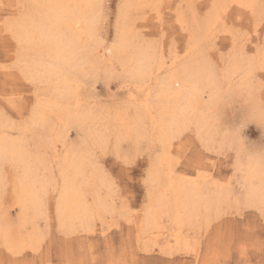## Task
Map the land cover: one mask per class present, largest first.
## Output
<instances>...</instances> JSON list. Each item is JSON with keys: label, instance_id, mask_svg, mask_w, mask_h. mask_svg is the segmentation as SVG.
I'll list each match as a JSON object with an SVG mask.
<instances>
[{"label": "snow or ice", "instance_id": "6c2138e0", "mask_svg": "<svg viewBox=\"0 0 264 264\" xmlns=\"http://www.w3.org/2000/svg\"><path fill=\"white\" fill-rule=\"evenodd\" d=\"M10 7L12 6H0V57L7 55L10 60V63L0 64V80L6 84L9 78H15L18 74L35 88L33 94L36 103L25 114L15 104V97L4 98L5 106L20 112L21 119L18 122L12 121L6 112L0 111V116L7 121L0 130V204L9 194L19 195L21 187L26 185L24 197L30 198L38 215L45 218L46 223L35 240L20 239L11 232L0 237V264H52L43 251L49 223L53 231L66 235L77 228L91 230L95 226L99 230L102 225H114L118 217L109 203L102 204L86 192L79 177H73L64 171L57 176L54 168L51 172L45 169L41 174L32 167L33 153L29 148L31 144H36L37 152H46L63 141L67 149L65 137L71 130L76 133V140L72 142V149H76L83 139L82 133L87 128L90 113L87 110H78L69 127L56 136L49 135V130L55 129L54 116L49 112L40 114L39 109L45 98L42 95L45 93L44 84L51 83V76L46 66L42 69L38 61L30 60L27 55L40 43L39 26L49 20L44 15L30 16L25 10H71L57 18L60 37L69 40L74 52H86L93 66L105 68L103 74L98 72L88 84L94 94L96 84L101 82L109 91L112 86H117L119 91L127 84V73L117 72V68L122 64L119 54L124 48V34L131 26L130 9L151 8L158 15L164 5H132L125 0H111L110 5L109 0H89L84 4L18 3L14 6L16 11L13 12L8 11ZM78 10H84L85 15H78ZM194 16L203 23L211 19L208 30L196 41L203 64L215 71L216 54L220 53L221 58L224 55L215 46V40L220 35L231 37L232 48L229 49V54L239 52L245 62L244 76L236 84L228 82L226 90L219 76L212 77L210 81L193 89L191 107L184 106L175 110L170 108L159 115L156 114V108L152 107L151 96L154 94H150L148 98L142 93L138 94L131 105L124 106L129 109L136 108L135 114L130 112L135 125L132 132L135 145L133 139H129L128 147H125L120 142L119 133L115 136L114 144L112 134L98 132L90 147L91 164L95 170L109 178L113 187L115 180L111 177L117 178L121 188L128 193H132L140 183L136 168L142 158L151 163L147 174L143 176L146 187L155 184V169L159 167L161 158L166 162L168 172L190 171L191 177L195 178L194 181L189 180L190 183L204 181L206 184H214L227 195L213 202L214 215L211 210L208 211L207 223L204 220L205 208L201 206L199 214L194 215L192 223L188 224L192 227L199 222L200 235L203 236L204 229L207 228L210 237L207 252L196 264H264V0H214L207 13H194ZM174 31L173 24L148 34L136 33V37L155 53L160 63L167 64L171 60L175 64L181 57L176 52ZM192 47L193 38L189 34L185 56ZM175 88L179 89L180 85L176 84ZM236 94L249 98L241 108L235 109L243 113L241 118L227 125L226 131L217 126L215 121V130H206L199 119V112L208 107L214 108L220 95L230 98L234 106ZM59 104L58 97L57 105ZM253 128L255 132L252 131ZM222 131L223 137L220 134ZM29 132L33 133L31 140L28 139ZM257 134L258 140L251 138ZM13 147H19V151H13ZM153 153L157 154L155 159ZM225 157L231 164L233 175L217 180L210 173L223 164ZM109 164L111 177L108 176ZM160 184L162 187L167 184L164 173H161ZM50 189L54 194L45 205L44 196ZM152 197L153 192L150 189L146 201H151ZM130 200L129 197L119 204V218L132 215L135 205H129ZM166 203L171 208L174 204L173 198L168 196ZM21 208L23 209V205ZM146 211L147 209H138L137 218ZM199 242V238L195 241L189 238L186 244L192 249ZM4 250L8 252L7 257L3 256ZM29 251L37 255H26ZM256 251L261 254V259L254 262L250 255ZM233 253L238 259H232ZM61 264L157 262L129 259L127 254H122L119 259L88 260L81 257Z\"/></svg>", "mask_w": 264, "mask_h": 264}, {"label": "rangeland", "instance_id": "374dc122", "mask_svg": "<svg viewBox=\"0 0 264 264\" xmlns=\"http://www.w3.org/2000/svg\"><path fill=\"white\" fill-rule=\"evenodd\" d=\"M138 1L139 0H128V2H127V0H126L125 2L129 3V4H132V5H135V4L136 5H145V4L162 3L164 5V8L162 10H159V14L158 15L156 14L157 12L154 11L153 9H151V8L146 9L144 7H139V8L133 7V9H130L131 22L132 23H131V26L129 27V31L130 32L128 31V38L129 39H128V43H127L128 45L126 47V55H128V56L133 55L137 51L138 48H142V47L143 48H147L146 46H144L142 44V42L139 39H137L136 33L148 34V33H152V32L158 31L160 28H165L166 29L168 25H173L174 24L175 31L173 32V36L176 39V44H177L176 52L181 57L180 61H188V60L190 61V60H192V61H194L196 63H199V65L205 66V65L202 64L203 62L201 61V58H200V54H199V50H198L199 48L196 45L197 39H196V41L193 40V42H195V43H193V47H192L190 53L187 56H185L184 53H185V51H188V49H187L188 35L191 34L192 38L194 37L195 33H197V35L199 37H200V35H202L201 34V29H202L204 23L203 22H202L203 24L201 22L199 23V21L194 16V13H199L201 15H203L204 13H207L208 10H209L210 5L214 2V0H147L148 2L146 0H140L139 2ZM109 2H110V5H111V0H109ZM18 3H20V4H30L27 0H18V1L17 0H0V6H3V5H11L12 6V7H10L8 9L9 12L16 11L14 6L16 4H18ZM189 5H191V7H189ZM28 10H31V9H26L25 10L26 13L28 12ZM185 19L187 20V22H186ZM176 21H180V23H175ZM185 29H187L188 31L186 32ZM215 46L217 48H219L220 52H222L224 55H223V58H221L220 57V53L216 54L215 59L217 60V63H218L217 67H219V68L216 67V70H218V71H216V70L212 71L211 70V72L212 73L215 72L216 74L218 73V76L221 77V81H223L224 86H225V90H226L227 89V85H225V84H227L228 81L230 80V79L228 80L229 77H228V73H227L229 67H231V65H232V63H234V61H237V60H240V61L242 60L243 61V59H242L241 56H239V52L238 51L232 52L231 55L229 54V49L232 48L231 37H224L223 35L218 36L216 38V40H215ZM151 53L153 55L155 54L152 51H151ZM188 56L191 59H189ZM227 58H229V59H227ZM239 58H241V59H239ZM183 59H185V60H183ZM171 62L172 61L169 60L167 64H171ZM3 63H10V60L8 59L7 55H5L3 57H0V64H3ZM121 65L122 66L117 68V72H125L126 73V66H124L123 64H121ZM99 67L100 66H98V69L94 71V74H97L98 72L101 73L100 70L101 71L103 69L105 70V68H103V67L99 68ZM105 67H107V66H105ZM225 68L227 70H225ZM85 70H87V71H85ZM85 70H84L85 71L84 73L78 74V76L76 78V81L73 83V86L75 88L74 89V92H75L74 97L71 98L72 100L71 99L70 100L66 99L68 101L65 100L63 104H64L65 108L69 107L68 108L69 112H73L74 114H76L78 110L79 111L81 110V112H83L84 110H87L90 113L91 117L87 121V123H88L87 128H89V129H86L84 131V133H82L83 138L84 139L88 138V139L81 140L79 145L74 150L72 149V142L76 140L75 131H71V130L68 131L67 134H66L65 139L67 140V144H69L68 148L71 147L69 149H71L73 152H75V154L78 157L82 158V161H84L85 165H87L86 166V171L87 172L85 171L86 174H85V178H84V183H85V187L88 186L86 190H89L88 191V193L90 192L89 195H92V196L94 195V197H95V195H97L98 198L102 201V203H109L112 206V211H114L116 213V215L118 217V220L116 222L117 224L116 223L114 225L108 224L107 225L108 228H107V226H103L102 225L101 228L99 230H97V228H95V226H93L94 229L92 227V231L91 232L90 231H85L83 228H77L75 230H72V232L70 231L66 235L65 234H61L59 231H53L52 228H51V224L49 223L48 232H47V236H46V241H45V243L43 245V251H44L45 256L47 257L48 260H50L52 262V264H61V262H65V261H68V260H78L81 257H83L85 259H88V260H93V259H113V258L119 259L122 254H127V257L129 259H132V258L148 259V260L157 262V264H162V262H168V261L174 262V264H196V261L198 259H202L203 258V254L206 253L207 249H208V242H209L210 237L208 235V229L207 228L204 229V235L201 236L200 235V231L201 230L198 229V225L200 227L199 222H196L194 224V226L191 227L192 229L188 225H185V227L183 226V229H182V234L184 233L182 235L183 239H187L188 240L189 238H191L192 240H197V238H199V241H200L199 243H197L198 246L196 245L195 248L189 249L188 247L185 248L183 245H180V244L176 245L174 239L173 238L170 239V235L172 234V231H174L175 228L173 227V225H171L172 223L170 222V219L167 216H166V219H165V216H163L162 219H161V226L163 227V232H164L163 235L162 234L161 235H154V234L151 235V234L146 233L144 231V228H143L144 226L142 227V225H143L144 216L146 215L147 211L144 212L145 214L142 213L139 216L138 219H137V216H136V212H137L138 209H144V208L147 209L148 206L150 205L151 201H146V195L148 194L150 189L152 190V192L154 194L153 195L154 198H156L160 194H161L160 197L162 196L164 199L165 198L167 199L168 196L172 197V192H171V190L169 189V186H168L169 183L173 182L174 184H177V183H180L182 181L183 182L185 181L184 183L187 184V183H189V180H193L194 181L195 178L191 177L190 171L168 172L167 171V167L168 166H167L166 162H164V164H162V165L160 164L159 167L155 169V171H157L159 180L157 182H155L154 185H157L159 187H157V186L155 187L152 184H150L148 187H146L144 185V183H143V176L147 174V170L151 166V163L146 158H142L138 162L137 168H136L137 174H138V176L140 178V183H138L136 185V187H135V189L133 190L132 193H128L123 188H121L120 181L117 178L111 177V165L110 164L107 165V167L109 168L108 176L111 177L113 180H115L114 189H113V186H112V184H111V182H110L108 177H106L103 173L91 168L93 166L91 164L90 147H91L92 142L94 141V139H93V141H92V138L90 139L91 135L92 136L97 135V131L98 132L99 131L100 132H106V133H108L110 131L109 132L110 134L113 133L112 135L116 136L115 134L120 132L119 134L121 136H123V137L119 136V139L121 138L120 142L122 144H124L125 147H128V140H129V138L130 139L133 138L132 137V132L134 131L133 128H135V125L130 124V123H134L131 120V118L128 119V117H131L129 111L132 114H135L136 113V111H135L136 108L133 109V107H131L129 109V108H125L124 106L126 104L131 105L133 103V101L135 100V98L138 96L137 93H139V94L142 93L147 98L148 90L145 91V89H149V96H150V94H153L154 90L153 91L150 90L151 87H150L149 83L144 85L143 87L139 88L138 85H136V83L133 82L134 80H131L127 76V82L128 83L126 84L125 87L120 88L119 91L117 90V86H112L111 90L109 91V89L105 87L104 83L101 82V83L96 84L95 92L93 94V89L91 87H89L88 84L92 80L91 77H94L95 75L92 74V72H93L92 70H91V72L89 71L90 69H88V68H86ZM95 72H97V73H95ZM86 73L90 77H88ZM215 73H213V74H215ZM91 74L94 75V76H92ZM101 74H103V71H102ZM216 74H215V76H217ZM240 77L242 78V74L235 73V75H233V77L231 78V80L229 82L233 83L234 79L236 78L235 82L233 83V84H236V82L240 81V79H241ZM129 83H131V84H129ZM44 89H45V94L42 93V95L44 94L45 98H44V100L41 101L42 103H44L45 100L48 101L47 99H50V97H51V95H50L51 88L47 84H44ZM136 90H137V92H136ZM34 92H35V88H33L32 85L28 84L26 81L21 79L18 74L16 75L15 78H9L7 80L6 84L2 80H0V111L6 112L7 116L10 117L12 121L18 122L21 119V114L16 109H14V108H12L10 106H5V104L3 102L5 96L15 97V101L14 102L17 105V107L21 108L22 110H24L25 114H27L28 112H30L32 105L36 103V97L33 94ZM46 94L50 95V97H48ZM235 96L236 97H235L234 106H233V102L230 100V98L228 99L224 95H220V96L217 97V100L215 102V106L216 107H214L216 111L212 107L213 110L211 109L210 112H209V113H212V111H213V113L211 114V119H210L211 120L210 124H211V127H212L211 131L215 130L214 121H215V124L217 126L224 128V130L226 131L227 130L226 129L227 125L232 124V123H234L235 121H237L238 119L241 118L243 113L241 111H236L235 109L241 108L242 105H244V104H246L248 102L249 98H246L245 96H241L242 98H240L239 94H236ZM237 96H238V98H237ZM151 97L153 98L154 95H152ZM243 98H244V100H243ZM227 99H228V101H227ZM241 99L243 101H245V102H243ZM217 101H219L218 104H216ZM236 101H238V102H236ZM90 103H92V104H90ZM124 103H126V104H124ZM236 103H239V104H236ZM122 105H124L123 108H122ZM73 106H74V108H73ZM90 106L93 107V108H91ZM115 106L116 107L118 106L119 108L118 107L116 108ZM70 107H72V109H74V110H72ZM152 107L156 108L155 104H153ZM106 108L109 111L106 110ZM98 109H100V110H98ZM111 109L113 111H111ZM126 109H128L127 112L124 111ZM110 111H111V116L116 113V116L115 115L112 116V118L114 117L113 119H111V116L109 115ZM63 112H65V113H63ZM63 112H62L63 114L61 115L62 118L60 117L61 112L60 113L59 112H55V114L52 115V116H54V118L56 117L54 119L55 129L54 130L53 129L49 130L50 131L49 132L50 136L51 135L55 136V134H58V133L62 132V128L63 129L67 128V126L69 127V125L72 123L71 121L69 122V121H67V119H65L67 117V113L68 112L67 111H63ZM94 112H96V113H94ZM124 112H126V113H124ZM157 112L158 111L156 109V114H157ZM128 113H129V115H127ZM64 114H66V115H64ZM119 114H120V116H119L120 118L118 117ZM123 114H124V116H123ZM212 115H214V116H212ZM96 117L99 118V119H97ZM104 117L105 118L107 117L110 120L107 119V118L105 120ZM92 118L94 119V121H93ZM209 118H210V114H209ZM3 120H4V123L7 122V121H5V119L2 116H0V122L1 123H3ZM62 120H63V122H61ZM98 120H100V121H98ZM102 120H103V122H101ZM118 120H120V121L118 122ZM122 121H125V123L122 122ZM68 122H69V124H68ZM98 122H100V123H98ZM104 122H106V123H104ZM108 122H109V125H108ZM112 122H114V123H112ZM127 122H129V123H127ZM4 123L0 127V130L3 129V126L5 125ZM126 123L128 124L127 127L123 126V124L126 125ZM94 125H96L95 128H93ZM102 125H104V126H102ZM105 125H107V126H105ZM110 125L112 127H110ZM97 126L102 127V129L100 127H99L100 129L97 128ZM121 126H123V127H121ZM103 127H104V129L105 128L106 129L104 130ZM114 128H116V129H114ZM117 128H119L120 130L117 129ZM109 129H111V130H109ZM113 129H114V132H113ZM121 129H123V131ZM93 130L95 131V133L93 132ZM115 130L118 131V132H116ZM86 131H89V132H86ZM127 131L131 132V134L128 133ZM252 131L255 132L256 130L253 128ZM122 132H124V133H122ZM125 133H128L129 135H126ZM220 134L223 137L224 132L222 131ZM125 136H128L129 138L125 137ZM124 137H125V140H124ZM32 138H33V133L29 132L28 133V139L31 140ZM251 138L258 140L259 137H258V134H257L256 136H253ZM126 141H127V144H126ZM114 144H115V140H114ZM134 144H135V140L133 139V145ZM64 145H65V143L63 141H61L57 146L52 147L50 149H47L46 152L43 151V150L40 151V152L35 151V149H36V147H35L36 144L35 143H33V144H31L29 146V148H31L30 151H32V153H34V157L38 158V159L35 160V158L32 155V160L34 162H36L35 164L38 167V170L40 171V173L43 174L45 169L50 170L49 172H51L53 170V168H54L55 172H56V175L59 176V165H58V163L60 162L61 157L64 155V153L68 149V148L65 149ZM86 150L89 151V152H87ZM82 151L84 153H82ZM41 153H42V155L40 157ZM51 154H53V155H51ZM84 154L86 156L89 154L90 157L88 156V158H87L86 156H84ZM156 155H157L156 153H153V159L156 158ZM45 158L47 160H44ZM54 158H55V160L56 159L57 160L55 161ZM98 159H102V157H98ZM53 160H54V162H53ZM223 160H224L223 164L220 165L219 167H216L214 169V171L212 173H210V175L214 176L215 179H217V180H220L221 178L231 177L233 175V169L231 167L230 162L228 161V159L226 157L223 158ZM50 162H52V163L50 164ZM89 164H90V166H89ZM40 165H42V166H40ZM51 167H53V168H51ZM161 173H164V175L166 177V180H167V184L164 187H162L161 184H160ZM170 173H173V174H170ZM101 177L104 180H102ZM105 179H107V180H105ZM100 180L103 181L104 183L101 184ZM105 181H107V182H105ZM89 183H90L91 186L87 185ZM100 184L104 185V186L102 187ZM197 184L200 185L201 187H203L202 188L203 192L204 191L206 192V190H209V192H206V193L204 192L205 195L207 194L206 196H209V197H212V198L218 196V199H221L222 197L227 195L226 192H223L221 189L216 187L214 184L213 185L212 184H206L204 181H200ZM110 186H112L111 189H110ZM98 187H100L101 189L99 190ZM104 187L105 188L109 187V188L105 190ZM205 188H208V189H205ZM165 189H167V190H165ZM107 191H109V193ZM219 191H221L222 195H220V194L218 195ZM53 194L54 193H53V191L51 189L46 194V196H45L46 205H47L48 201L51 200ZM129 197L131 198V200L128 201L129 205H135V207L132 208V215L127 216L125 219L119 218L121 216V212H120V209H119V204L121 202H123L124 200L128 199ZM153 197H152V200H153ZM1 205H2V207L0 209V215H2V214L4 215L3 210L4 211L7 210L9 212V215L12 216V218H11V216H9L10 220H12L13 222L16 221L17 217H18V214L20 212L18 210L19 207H17V205H16V196H13L12 194H9L7 199ZM213 212H214V210L212 211V214L214 215ZM37 219H38V221H37ZM43 219H45V218H42V217L40 218V216H39V218H36V220L34 221V223H36V224H34V223L33 224H28L26 230H24V231L27 232V233L29 232L30 234L34 233L36 238H37L38 236L36 234L39 233V230H41L44 227L45 223H46V220H43ZM109 219H111V215H109ZM204 220H205V223H207V217L204 218ZM135 222H137V223H135ZM170 225H171V227H170ZM109 226H111V228H109ZM136 226H138V227L136 228ZM166 226H168V228ZM140 227H142V228H140ZM193 228H196V229H193ZM183 231H185V232H183ZM212 231L215 232V229H213ZM257 235H259V233H257ZM154 237H155V239H154ZM145 238H147V240ZM164 238H165V240H164ZM156 240H157V242H156ZM168 240H170L169 241L170 243L166 244V241H168ZM138 241H139L140 244L138 243ZM157 243L159 244V246H158ZM152 246H153V248H152ZM179 247L182 248L183 250L180 249ZM169 248H170V251H169ZM133 252L135 253L134 257H133ZM172 252H174V253H172ZM25 254L28 255V256L37 255V253H33V252H30V251L25 253ZM3 256L4 257L8 256L7 250H4ZM250 258L254 262H257V261H259L261 259V254L258 251L252 252L251 255H250ZM232 259L233 260L238 259V256L235 253H233Z\"/></svg>", "mask_w": 264, "mask_h": 264}, {"label": "bare ground", "instance_id": "6f19581e", "mask_svg": "<svg viewBox=\"0 0 264 264\" xmlns=\"http://www.w3.org/2000/svg\"><path fill=\"white\" fill-rule=\"evenodd\" d=\"M18 1V0H17ZM30 4L31 3H60V4H84V3H88L89 0H27ZM126 1V0H125ZM140 1V0H139ZM138 1V2H139ZM147 1V0H146ZM128 2V0H127ZM145 2V1H144ZM148 2V1H147ZM146 2V3H147ZM190 3V2H189ZM136 5V4H135ZM133 9V8H132ZM136 9V8H135ZM140 10V9H139ZM71 10H58V9H42L39 12H34L32 9L28 10L27 14L28 15H44L45 17L48 18L49 22L45 23L43 25L39 26V39H40V43L38 44V46L29 51V53L27 54L29 59H35L36 61H38L41 66L42 69L46 66L47 71L50 73L51 76V83L49 84L48 82H45V84H47L50 88V95H47L48 97H50V99H47L48 101L45 100L44 103L41 102V106L39 109L40 114H43L44 112H49L50 115L55 114V112H61L60 117L63 113V111H67V117L65 119H67V121H71L73 123L74 117L76 114H74L73 112H69L68 108L64 107V101L66 99H71L74 97V86L73 83L76 81V78L78 76V74H82L84 73L86 68L90 69L89 71L91 72V70L93 71L92 74H94V71L98 69V66H93V63L89 60L88 58V54L86 52H82V51H75L73 50V48L70 46L69 40L67 38L62 39L60 37V30L59 27L57 26V18L61 17L64 12H70ZM78 15L83 16L85 15V11L84 10H78L77 12ZM157 14V13H156ZM180 15V14H179ZM184 15V14H183ZM182 16V15H181ZM187 16V15H186ZM158 17V16H157ZM194 17V16H193ZM182 18V17H181ZM188 19V18H187ZM186 20V19H185ZM190 21V20H189ZM187 22V20H186ZM132 23V22H131ZM200 23V21H199ZM202 23V22H201ZM211 23V19H209V21L207 23H202L203 27L201 29V34H203L204 32H206L208 30V26ZM201 24V25H202ZM67 27V26H65ZM134 27V26H133ZM199 27V26H198ZM190 30V29H189ZM192 30V29H191ZM128 31H129V27L126 30L125 34H124V48L121 51L120 55V60L122 61V64L124 66H126V73L127 76L131 79L134 80L133 82L136 83V85H138L139 88L143 87L144 85L148 84L150 85L151 89L150 90H154L153 94L154 97L152 98L153 104H155V107L157 109V115L162 114L163 112H166L167 110H169L170 108L172 110H175L176 108L179 107H191L192 103H193V89L203 85L205 82L210 81V79L212 77H215V74H213L211 72V70L206 67V66H202L199 65V63H196L192 60H188V61H177L175 64H173V62H171V64H162L159 62V60L156 59V57L151 53V51L148 48H138L137 51L133 54V55H126V47H127V43H128ZM196 31V30H195ZM130 32V31H129ZM130 36V35H129ZM199 36L197 35V33L194 34L193 40L196 41V39H198ZM139 43V42H138ZM195 43V42H193ZM199 50V49H198ZM153 52V51H152ZM154 53V52H153ZM237 53V52H236ZM240 56V54H239ZM189 58V56H188ZM191 59V58H189ZM229 59V58H227ZM241 59V58H239ZM243 59V58H242ZM185 60V59H183ZM196 60V59H195ZM227 63V62H226ZM203 64V63H202ZM218 64V63H217ZM229 64V63H228ZM204 65V64H203ZM226 65V64H225ZM231 65V64H230ZM229 65V66H230ZM122 66V65H121ZM100 68V67H99ZM219 68V67H217ZM228 68V67H227ZM224 69V68H223ZM85 70V71H84ZM125 70V69H124ZM225 70H227L225 68ZM104 72V69L102 70ZM102 71L100 70V72L102 73ZM218 71V70H216ZM88 73V72H87ZM86 73V74H87ZM97 73V72H95ZM220 73V72H219ZM228 80L233 77V75H235V73H240L242 74V77L245 74V62L244 60L240 61H234V63H232L231 67H229L228 71ZM91 74V75H92ZM96 75V74H94ZM92 75V76H94ZM218 76V73L216 74ZM222 75V74H221ZM220 75V76H221ZM86 76V75H85ZM88 77H90L87 74ZM241 76V75H240ZM235 77V76H234ZM239 77V76H238ZM237 77V78H238ZM93 78V77H91ZM241 78V77H240ZM84 79V78H83ZM90 79V78H89ZM129 79V80H130ZM221 79V77H220ZM234 79V78H233ZM130 80V81H131ZM226 80V79H225ZM227 80V81H228ZM229 80V81H230ZM236 78L234 79L235 82ZM228 81V82H229ZM233 81V80H232ZM78 82V81H77ZM223 82V81H222ZM233 82V83H234ZM239 82V81H238ZM128 83V82H127ZM133 83V84H134ZM227 83V82H226ZM237 83V82H236ZM131 84V83H129ZM179 84L180 88L176 89L175 85ZM228 84V83H227ZM225 84V85H227ZM46 87V86H45ZM135 89V88H134ZM148 90V94H147V98L149 97V89ZM49 92V91H48ZM137 92V90H136ZM45 94V93H44ZM43 94V95H44ZM139 94V93H137ZM146 95V94H145ZM132 96V95H131ZM58 97L60 98V104L57 105V99ZM93 97V96H92ZM236 97V96H235ZM135 98V97H134ZM223 98V97H222ZM227 98V97H226ZM238 98V96H237ZM240 98L241 95H240ZM239 98V99H240ZM245 98V97H244ZM243 98V100H244ZM93 99V98H92ZM229 99V98H228ZM227 99V101H228ZM44 100V99H43ZM72 100V99H71ZM95 100V99H94ZM222 100V99H221ZM231 100V99H230ZM242 100V99H241ZM242 100V101H243ZM68 101V100H66ZM132 101V100H131ZM220 101V100H219ZM216 104H218V102ZM225 101V100H224ZM232 101V100H231ZM230 101V102H231ZM240 101V100H239ZM79 102V101H78ZM93 102V101H92ZM129 102V101H128ZM238 102V101H236ZM245 102V101H243ZM67 103V102H66ZM74 104V103H73ZM92 104V103H90ZM112 104V103H111ZM126 104V103H124ZM131 104V103H130ZM152 104V105H153ZM235 104V103H234ZM239 104V103H236ZM71 106V105H70ZM89 106V105H88ZM109 106V105H108ZM107 106V107H108ZM114 106V105H113ZM112 106V107H113ZM124 105H122L123 108ZM243 106V105H242ZM91 107V106H90ZM95 107V106H94ZM98 107V106H97ZM116 107V106H115ZM118 107V106H117ZM116 107V108H117ZM216 107V106H215ZM72 109V107H70ZM74 108V106H73ZM93 108V107H91ZM96 108V107H95ZM94 108V109H95ZM119 108V107H118ZM135 107H133L134 109ZM78 109V108H77ZM132 109V110H133ZM212 109V107H208L207 109H203L199 112V119L202 121L204 127L206 130L211 131L212 127L210 124V119H211V114L213 113H209L210 110ZM217 109V108H216ZM74 110V109H72ZM100 110V109H98ZM103 110V109H102ZM101 110V111H102ZM105 110V109H104ZM106 110H108L106 108ZM105 110V111H106ZM116 110V109H115ZM119 110V109H118ZM128 109L124 110L127 112ZM213 110V109H212ZM215 110V108H214ZM71 111V110H70ZM81 111V110H80ZM109 111V110H108ZM111 111H113L111 109ZM111 111H110V116H111ZM122 111V110H121ZM136 111V110H135ZM216 111V110H215ZM214 111V112H215ZM63 112V113H62ZM103 112V111H102ZM118 112V111H117ZM120 112V111H119ZM124 112V113H126ZM96 113V112H94ZM101 113V112H100ZM130 113V111H129ZM129 113L127 115H129ZM216 113V112H215ZM98 114V113H97ZM209 114H210V118H209ZM66 115V114H64ZM92 115V114H91ZM96 115V114H95ZM106 115V114H105ZM104 115V116H105ZM116 116V113L113 114ZM112 115V116H113ZM215 115V114H214ZM212 115V116H214ZM93 116V115H92ZM100 116V115H99ZM102 116V115H101ZM111 116V119H113ZM120 116V114L118 115V117ZM124 116V114H123ZM91 117V116H90ZM98 117V116H97ZM96 117V118H97ZM56 118V117H55ZM54 118V119H55ZM62 118V117H61ZM94 118V117H93ZM92 118V119H93ZM107 118V117H106ZM106 118L104 117V119L106 120ZM117 118V117H116ZM115 118V119H116ZM120 118V117H119ZM124 118V117H123ZM122 118V119H123ZM131 117H128V119ZM99 119V118H97ZM103 119V120H104ZM109 119V118H107ZM118 119V118H117ZM101 120V119H100ZM98 120V121H100ZM103 120L101 122H103ZM110 120V119H109ZM124 120V119H123ZM127 120V119H126ZM2 121V120H1ZM6 121V120H5ZM59 121V120H58ZM92 121V120H91ZM94 121V119H93ZM116 121V120H115ZM120 120H118L119 122ZM60 122V121H59ZM63 122V120L61 121ZM68 122V124H69ZM125 123V121H122ZM4 123V120H3ZM3 123L0 122V127L3 125ZM7 122H5L4 124H6ZM100 123V122H98ZM106 123V122H104ZM114 123V122H112ZM129 123V122H127ZM123 126L127 127V124ZM60 124V123H59ZM90 124V123H89ZM93 124V123H92ZM111 124V123H110ZM133 124L134 123H130ZM65 125V124H64ZM67 125V124H66ZM88 125V123H87ZM109 125V122H108ZM114 125V124H113ZM96 125L93 126V128H95ZM104 126V125H102ZM107 126V125H105ZM117 126V125H116ZM121 126V127H123ZM65 127V126H64ZM68 127V126H67ZM91 127V126H90ZM100 126H97V128H99ZM110 127H112L110 125ZM120 127V128H121ZM130 127V126H129ZM128 127V128H129ZM60 128V127H59ZM102 129V127H100ZM99 128V129H100ZM108 128V127H107ZM58 129V128H57ZM89 129V128H86ZM91 129V128H90ZM98 129V130H99ZM104 129V127H103ZM106 129V128H105ZM104 129V130H105ZM116 129V128H114ZM113 129V132H114ZM119 129V128H117ZM127 129V128H126ZM134 129V128H133ZM63 130V128H62ZM111 130V129H109ZM108 130V131H109ZM120 130V129H119ZM123 131V129H121ZM128 130V129H127ZM58 131V130H57ZM107 131V130H106ZM116 131V130H115ZM129 131V130H128ZM127 131V132H128ZM50 132V131H49ZM89 132V131H86ZM93 132L95 133V131L93 130ZM100 132V131H99ZM110 132V131H109ZM108 132V133H109ZM112 132V131H111ZM118 132V131H116ZM126 132V131H125ZM84 133V132H83ZM98 133V131H97ZM120 133V132H119ZM124 133V132H122ZM131 134V132H128ZM128 133H125L126 135H129ZM51 134V133H50ZM89 134V133H88ZM91 134V133H90ZM93 134V133H92ZM113 134V133H112ZM115 134V133H114ZM57 134H55L56 136ZM116 135V134H115ZM124 135V134H123ZM54 136V135H51ZM87 137V136H86ZM115 137V136H114ZM120 137H123L120 135ZM128 137V136H125ZM124 137V140H125ZM92 138L95 140L96 139V135L90 137V139ZM129 138V137H128ZM132 138V137H131ZM159 138V137H158ZM157 138V139H158ZM88 139V138H85ZM84 138L82 140H85ZM89 139V140H90ZM121 139V138H120ZM130 139V138H129ZM133 139V138H132ZM115 140V138H114ZM127 140V139H126ZM135 140V139H134ZM91 141V142H92ZM123 141V140H122ZM90 142V141H89ZM94 142V141H93ZM82 143V142H81ZM124 143V142H123ZM83 144V143H82ZM91 144V143H90ZM127 144V141H126ZM69 145V144H68ZM124 145V144H123ZM135 145V144H134ZM57 146V145H56ZM65 146V145H64ZM36 147V146H35ZM71 148V147H69ZM67 149L66 152L64 153V155L61 157L60 162L58 163L59 165V175L61 173V171L70 173L73 177H79L80 182L84 185L85 187V183H84V178H85V174H86V166L84 161H82V158L78 157L75 152H73L71 149ZM35 149V148H34ZM33 149V150H34ZM56 149V148H55ZM31 150V148H30ZM79 150V149H78ZM13 151H19V147H13ZM35 151H37L35 149ZM87 151V150H86ZM32 152V151H31ZM55 152V151H54ZM60 152V151H59ZM77 152V151H76ZM89 152V151H87ZM49 153V152H48ZM81 153V152H80ZM82 153H84L82 151ZM55 154V153H54ZM38 155V154H37ZM42 153L40 154L41 157ZM53 155V154H51ZM57 155V154H56ZM60 156V155H59ZM84 156H86L84 154ZM89 154L86 156L88 158ZM33 157H34V153H33ZM56 157V156H55ZM90 157V156H89ZM35 160L38 159L37 157H34ZM44 160H47L46 158ZM55 160V158H54ZM53 160V162H54ZM57 160V159H56ZM55 160V161H56ZM85 160V159H84ZM50 161V160H49ZM88 161V160H87ZM32 162V167L35 169H38V167L36 166V162H34L33 160H31ZM164 160L163 158L160 159V164H164ZM49 163V162H48ZM52 162H50L51 164ZM88 163V162H87ZM46 165V164H45ZM39 166V165H38ZM42 166V165H40ZM90 166V164H89ZM45 167V166H44ZM48 167V166H47ZM161 167V166H160ZM49 168V167H48ZM53 168V167H51ZM56 168V167H55ZM93 168V167H91ZM162 168V167H161ZM40 169V168H39ZM42 169V168H41ZM90 169V168H89ZM94 169V168H93ZM52 170V169H51ZM50 171V170H48ZM86 171V172H85ZM95 171V170H94ZM92 172V171H91ZM97 172V171H96ZM159 173V172H158ZM42 174V173H41ZM173 174V173H170ZM58 176V175H57ZM167 176V175H166ZM173 176V175H172ZM91 177V176H90ZM174 177V176H173ZM177 177V176H176ZM94 178V177H93ZM92 178V179H93ZM100 178V177H99ZM185 178V177H184ZM91 179V180H92ZM102 179V177H101ZM188 179V178H187ZM186 179V180H187ZM99 180V179H98ZM104 180V179H102ZM107 180V179H105ZM158 179V174L157 171H155V182H157ZM189 180V179H188ZM187 180V181H188ZM101 184L104 183L103 181H101ZM99 182V183H100ZM107 182V181H105ZM185 182V181H184ZM183 181L177 184H174L173 182L169 183V189L172 192V198L174 200V204L171 208L167 207V199L163 198L162 196L160 197L157 196L156 198L153 197V200H151L150 205L147 208V212L146 215L144 216V220H143V225L142 227L144 228V231L146 233H149L151 235H163V227L161 226V219L163 216H166L170 219V222L172 223L171 225H173V227L175 228L174 231H172V234L170 235V239L173 238L176 245H183L185 248L187 247L186 241L187 239H183L182 238V229L183 226L185 227V225H188L189 223H192L193 220V216L194 215H198L199 214V209L201 208V206H203L205 208V215L204 218L207 217L208 215V211L212 210V205L214 200L218 201V196L216 197H209L206 196L204 194V192L202 191L203 187H201L200 185H198L197 183H184ZM98 183V184H99ZM100 184V185H101ZM108 184V183H107ZM87 185H90L87 184ZM99 185V186H100ZM110 185V184H109ZM153 185V184H152ZM151 185V186H152ZM213 185V184H212ZM91 186V185H90ZM95 186V185H94ZM102 187L104 185H101ZM100 186V187H101ZM155 187L157 185H154ZM88 187V186H87ZM87 187H85V189H87ZM97 187V186H96ZM95 187V188H96ZM99 188V190L102 188ZM112 186H110L111 189ZM159 187V186H157ZM205 187V186H204ZM207 187V186H206ZM105 188V187H104ZM109 188V187H108ZM108 188H105L108 189ZM152 188V187H151ZM154 188V187H153ZM210 188V187H209ZM89 189V188H88ZM91 189V188H90ZM94 189V188H93ZM114 189V187H113ZM112 189V190H113ZM208 189V188H205ZM104 190V191H105ZM111 190V191H112ZM167 190V189H165ZM26 191V185L21 187L20 190V194L16 195V205L17 207H19V214L17 217L16 221H12L10 220L9 216V212L7 210H3L4 215H0V237H2L6 232H11L15 237L20 238V239H30V240H35L37 239L35 234L32 233L30 234L29 232H25L24 230H26L28 224H33L34 221L36 220V218H39V215L34 207V205L32 204L30 198H26L24 197V193ZM89 190H86V192L88 193ZM110 191V190H109ZM109 191H107L109 193ZM92 192V191H91ZM106 192V191H105ZM206 192H209V190H206ZM205 192V193H206ZM212 192V191H211ZM96 193V192H95ZM103 193V192H102ZM90 194V192L88 193ZM209 194V193H208ZM213 194V193H212ZM211 194V195H212ZM222 195L221 191L218 192V195ZM154 195V194H153ZM46 196V194H45ZM44 196V203L46 205V198ZM94 196V195H93ZM166 196V195H165ZM164 196V197H165ZM168 196V195H167ZM222 197V196H221ZM95 199L98 202L102 201L98 198L97 195H95ZM218 199V200H217ZM110 200V199H109ZM176 201H178V203H175ZM145 202V201H144ZM103 204V203H102ZM21 205H23V209L21 208ZM2 205L0 204V209H1ZM3 209V208H2ZM120 209V208H119ZM145 209V208H144ZM162 209L164 211H162ZM116 210V209H115ZM213 211V210H212ZM114 212V211H113ZM214 213V212H213ZM145 214V213H144ZM143 216V215H142ZM135 217V216H134ZM12 218V216H11ZM41 218V217H40ZM14 219V218H13ZM16 219V218H15ZM125 219V218H122ZM138 219V218H137ZM164 219V218H163ZM45 220V219H43ZM38 221V219H37ZM137 223V222H135ZM163 223V222H162ZM36 224V223H34ZM39 224V223H38ZM117 224V223H116ZM170 224V223H169ZM170 225V227H171ZM112 226V225H111ZM111 226H109V228H111ZM194 226V225H193ZM37 227V226H36ZM138 226H136L137 228ZM140 227V228H142ZM168 228V226H166ZM172 227V228H173ZM31 228V227H30ZM96 228V227H95ZM108 228V226H107ZM191 228V227H190ZM85 231H92L88 230L87 228H83ZM94 229V227H93ZM105 229V228H104ZM192 229V228H191ZM196 229V228H193ZM198 229L200 230V227L198 225ZM32 230V229H31ZM75 230V229H74ZM107 230V229H106ZM143 230V229H142ZM140 231V230H139ZM170 231V230H169ZM191 231V230H190ZM72 232V230H71ZM79 232V231H78ZM174 232V233H173ZM185 232V231H183ZM188 232V231H187ZM198 232V231H197ZM40 233V230H39ZM38 233V234H39ZM74 233V232H73ZM143 233V232H142ZM38 234H36L38 236ZM75 234V233H74ZM89 234V233H88ZM91 234V233H90ZM168 234V233H167ZM166 234V235H167ZM145 235V234H144ZM143 235V236H144ZM137 236V235H136ZM141 236V235H140ZM139 236V237H140ZM145 237V236H144ZM153 238V237H152ZM163 238V237H162ZM147 240V238H145ZM155 239V237H154ZM168 239V238H167ZM144 240V239H143ZM150 240V239H149ZM161 240V239H160ZM165 240V238H164ZM142 241V240H141ZM170 240L166 241L167 243ZM195 241V240H194ZM148 242V241H147ZM146 242V243H147ZM155 242V241H154ZM157 242V240H156ZM163 242V241H162ZM139 243V241H138ZM145 243V242H144ZM140 244V243H139ZM148 244V243H147ZM158 244V243H157ZM156 244V245H157ZM149 245V244H148ZM151 245V244H150ZM165 245V244H164ZM197 245V244H196ZM154 246V245H153ZM152 246V248H153ZM159 246V244H158ZM162 246V245H161ZM198 246V245H197ZM147 247V246H146ZM149 247V246H148ZM156 247V246H155ZM154 247V248H155ZM165 247V246H164ZM169 247V246H168ZM167 247V248H168ZM182 247V246H181ZM180 248V247H179ZM174 249V248H173ZM182 249V248H180ZM167 250V249H166ZM172 250V249H171ZM183 250V249H182ZM181 250V251H182ZM168 251V250H167ZM166 251V252H167ZM170 251V248H169ZM175 251V250H174ZM186 251V250H185ZM184 252V251H183ZM174 253V252H172ZM182 253V252H181ZM191 253V252H190ZM189 253V254H190ZM166 254V253H165ZM184 254V253H183ZM192 254V253H191ZM144 255V254H143ZM167 255V254H166ZM171 255V254H170ZM185 255V254H184Z\"/></svg>", "mask_w": 264, "mask_h": 264}]
</instances>
